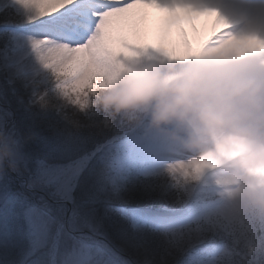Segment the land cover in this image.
Masks as SVG:
<instances>
[{
    "label": "snow or ice",
    "instance_id": "1",
    "mask_svg": "<svg viewBox=\"0 0 264 264\" xmlns=\"http://www.w3.org/2000/svg\"><path fill=\"white\" fill-rule=\"evenodd\" d=\"M180 5L224 22L204 40V53L264 62V0H0V76L8 86L0 130L19 165L8 196L21 228L43 237L25 256L39 252L42 264H264V219L233 210L212 164L166 129L111 120L89 105L95 88L138 65L196 59L140 42L147 9L157 8L165 13L161 39L175 28L189 43L184 25L173 23ZM85 178L91 201L118 214L113 233L89 225L73 236L64 210L50 202L76 205ZM96 211L77 205L71 215Z\"/></svg>",
    "mask_w": 264,
    "mask_h": 264
},
{
    "label": "clouds",
    "instance_id": "2",
    "mask_svg": "<svg viewBox=\"0 0 264 264\" xmlns=\"http://www.w3.org/2000/svg\"><path fill=\"white\" fill-rule=\"evenodd\" d=\"M202 14H215L217 30L225 26L215 12L190 5L177 7L173 23H191ZM183 44V54L172 52L173 58L195 56L192 63L138 65L117 82L95 88L89 105L111 120H146L166 129L187 152L213 165L234 211L264 219V62L233 59L220 49L204 53L203 43ZM5 137L0 130V171H16Z\"/></svg>",
    "mask_w": 264,
    "mask_h": 264
},
{
    "label": "rangeland",
    "instance_id": "3",
    "mask_svg": "<svg viewBox=\"0 0 264 264\" xmlns=\"http://www.w3.org/2000/svg\"><path fill=\"white\" fill-rule=\"evenodd\" d=\"M7 89V84L3 77L0 76V92H7ZM8 99H11L10 94L8 95ZM0 106H6L3 99H0ZM12 108L15 111L14 104ZM9 177L17 182L19 180L14 173L8 171V168L0 171V264H42V257L39 252H36L31 257L24 255L25 250L29 247L32 249H40L43 243V237L40 233H29L27 229L21 228L18 209L13 205L8 196ZM92 194L93 188L91 181L85 178L81 187L75 193L76 205L59 200H50L55 207L64 210L65 229L73 236L78 237L81 232H89V225L108 233H113L115 230L116 222L119 220L118 214L108 213L106 215L105 206L102 202L93 203L91 201ZM40 195H45V193H37L35 198L38 199ZM133 195L136 196L138 202L143 204V201H139L138 194ZM46 198L48 197L46 196ZM77 205L82 209L95 208L97 210L95 216H72V210ZM13 247L16 248L15 255H12Z\"/></svg>",
    "mask_w": 264,
    "mask_h": 264
},
{
    "label": "bare ground",
    "instance_id": "4",
    "mask_svg": "<svg viewBox=\"0 0 264 264\" xmlns=\"http://www.w3.org/2000/svg\"><path fill=\"white\" fill-rule=\"evenodd\" d=\"M147 13L148 15L141 26L143 38L140 42L154 46H160V44L163 43L164 47L170 52L177 55L183 54V38L175 28L168 31L167 34L164 35L163 40L161 39L159 27L165 13L157 8H149L147 9ZM214 16L215 14H202L191 23L188 21L184 22L187 38L192 42L193 48H198L204 40L217 30L213 24ZM117 46H119V41H117Z\"/></svg>",
    "mask_w": 264,
    "mask_h": 264
},
{
    "label": "trees",
    "instance_id": "5",
    "mask_svg": "<svg viewBox=\"0 0 264 264\" xmlns=\"http://www.w3.org/2000/svg\"><path fill=\"white\" fill-rule=\"evenodd\" d=\"M8 171H9V169H8Z\"/></svg>",
    "mask_w": 264,
    "mask_h": 264
}]
</instances>
